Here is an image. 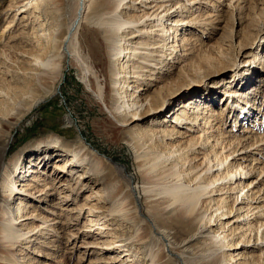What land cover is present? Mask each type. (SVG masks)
I'll list each match as a JSON object with an SVG mask.
<instances>
[{
  "label": "bare ground",
  "instance_id": "1",
  "mask_svg": "<svg viewBox=\"0 0 264 264\" xmlns=\"http://www.w3.org/2000/svg\"><path fill=\"white\" fill-rule=\"evenodd\" d=\"M57 1L29 0L22 6L17 5L18 11L4 27L0 38L5 35L17 14L28 11V8L24 9L26 5H34L35 9L47 13L54 4L56 6ZM238 1L240 0H235V3ZM1 2L2 0L0 4ZM198 3L201 4V0H75V9L61 43H57L60 31L58 25L48 30H38L41 33L37 32L36 37L39 38L36 42L41 47L40 51L25 61L28 65H19L9 78H0V125L6 121L11 109L20 105L25 97H32L34 90L31 83L36 81L42 84L45 77L60 64V56L63 55L69 60L81 56L77 34L85 14L92 7L95 21L102 27L106 54L111 59L115 58V64L110 70L114 75L118 72L121 77L115 93L119 103H113L114 118L123 127L131 125L128 140H132L133 148L143 157L142 163L146 166V172L156 179L153 178L154 185L147 191L158 197L160 214L164 215L161 219L163 223L153 219V215L149 217L159 234V240L164 241V244L166 241L170 242L182 253H192L195 245L192 242L195 239L200 240V233L208 231L205 238L208 241H204L202 248L203 264H221L224 256L228 264H264V195H260L264 189V162L258 157L262 153L257 152L258 156L252 153L258 148V143H263L260 149H264V132L261 130L263 135L260 136L249 126L253 120V103L258 99L256 88L253 85L250 87L253 79L249 75L252 72V75L259 74L257 67L264 63V55L261 59L258 58L259 52L254 54L255 49H259L256 36L248 47V39L244 40L245 43L240 41L236 58L232 57L230 60L224 51L220 58L225 61L215 58L209 49L201 50L194 42L195 29L192 28L195 23L201 22L200 28H203L204 33L209 22L202 18L201 5L194 7ZM193 8L194 11L191 10ZM245 8V5L239 6V13H243ZM183 11L190 13L184 14L187 16L184 17ZM23 17L26 21V15ZM246 49L251 51L241 60ZM27 54L23 53L26 57ZM81 62L85 63L82 59ZM177 63H180V69L190 77L187 84L181 79V71L175 73ZM220 63L222 66H219ZM227 70L232 71L235 78L239 73L244 75L243 80L246 77L247 81L246 86L228 85L234 89L225 90L230 105L228 114L230 113L229 117L232 119L235 118L234 126L241 121L244 123L241 124L244 129L240 133L217 127V124L220 126L224 121L227 122L229 117L228 114L221 117L208 99H185L183 95L185 90L199 85L212 91L214 87H218L219 78ZM28 72L34 74L33 79L27 80ZM83 78L89 85L88 74L84 73ZM151 86L155 87L153 93L150 91ZM180 87H185V90L180 91ZM98 94L101 99L105 94L100 83ZM121 94H125L122 100ZM176 98L180 99L179 106L171 108V118L160 117L165 105ZM40 100L29 103L30 108ZM183 101L186 102L182 103ZM263 108L264 101L260 103L259 110ZM156 115L159 116L150 122L144 121ZM22 118L23 116L13 122L8 119L6 122L13 128ZM252 132H257L259 136ZM252 137L255 139L253 142L249 140ZM44 142L46 145H42ZM39 144L45 149L42 152L45 153L46 160L39 157L41 160L38 162L44 165V169L39 164L33 168L34 162H29L28 165H31L26 166L20 154L13 158H4V143L0 145V195L15 203L11 208L3 203L0 207V264H30L28 260L19 261L18 253L14 249L19 245H25L29 249L30 242L34 239L40 240L46 234L59 236V228L54 223L61 224L60 228L64 229L71 223L70 209L49 197L63 195L69 200L71 190L81 191L87 186L85 180L89 177L87 173L90 170L80 169L87 160L86 156L75 152L65 158L60 157L54 162V171H46L52 156L49 152L55 148L59 150L63 146V140L50 136ZM140 149L142 150L139 151ZM248 151L251 153L249 157H245L243 154ZM256 161L263 163L258 170ZM91 170L94 171V168ZM29 171L37 174L28 178L26 175ZM103 195L104 192L93 190L87 198L99 202ZM110 197L114 207L105 209L125 218L127 209L119 193L111 192ZM29 198L48 205L51 201L52 206L62 211L55 212L50 207L46 211L56 215L52 218L42 216L34 212V209H29L34 207L28 201ZM129 200L131 199L128 198L126 202ZM136 202L134 199L135 206ZM128 206L131 207L130 204ZM102 208L104 207L90 206L89 213H95L93 218L88 219L90 225L98 230L97 234L117 230L111 226V220ZM137 210L139 208L136 206V215ZM233 211L235 214L231 215ZM39 218L41 222L35 224L34 221ZM179 232L182 233L178 235ZM67 233L70 236L73 234L71 231ZM34 235L37 236L33 237ZM236 239L245 244L242 251H231L235 250ZM40 241L41 245L48 244L46 240ZM117 241L106 244L109 247L113 245L112 249L122 248L119 252H125L123 257L127 256L126 259L133 256L129 261L139 259L137 248ZM219 242L221 246L216 248ZM149 255L150 264H164L154 253ZM237 256L244 260L238 263ZM145 263L142 260L141 264Z\"/></svg>",
  "mask_w": 264,
  "mask_h": 264
},
{
  "label": "rangeland",
  "instance_id": "2",
  "mask_svg": "<svg viewBox=\"0 0 264 264\" xmlns=\"http://www.w3.org/2000/svg\"><path fill=\"white\" fill-rule=\"evenodd\" d=\"M27 1L29 0H2L0 4V35L4 27L13 19L16 11H18L17 5L22 6ZM199 3L195 4L194 7L201 5L202 18L207 19L206 22H209L208 29L204 33L202 32L203 28H200L202 26L201 22L195 23V27L192 28V30L195 29L194 42L201 47V50H211L210 52L217 59L221 57V52L224 51L228 56V60H230L232 57L236 58L240 41L244 42V40L248 39V47L256 36L259 49L256 48L254 54L259 52L258 58L262 59V55H264V0H240L236 3L235 0H201V4ZM242 5H245L246 8L240 14L239 6ZM25 8H28V11L17 14L12 24L8 26V30L5 31V35L0 38V78H9L11 74L15 73L19 65H28L26 62L30 59V56L40 51L41 47L36 42L39 38L38 36L36 37L38 30H48L58 25L60 31L57 43H61L62 36L67 30L75 9V0H58L56 6L54 4L53 8H50L47 13L35 9L34 5H26ZM91 8L85 14L77 34L81 56L79 58L73 57L70 60L63 55L62 57L60 56L58 60L60 64L45 77L42 84L36 81L31 83L34 90L32 97H25V100H22L20 105L11 109L6 118V121L9 119L13 122L15 120L18 121L23 116L21 122L13 128L6 121L2 123V126L0 125V145L4 143V158L9 159L20 154L22 161L25 160L26 166L34 162V168L45 156V153H43L45 149L42 148L39 142L53 136L61 138L63 146L59 150L55 148L49 152L52 156L49 159L46 171H54V162L58 158H65L75 152L86 156L85 158L87 159L80 169H83L82 171H85L86 168L90 170L87 173L89 177L85 180L87 186L81 191L78 189L75 191L71 190L70 193L72 195L69 200L63 195L49 197L51 199L55 198L56 201L60 202V205H65V207L70 209L69 212L72 215L70 225L64 229L60 228L61 224L54 223L59 228V236L52 237V233L50 235L46 234L41 239L46 240L48 244L41 245V243L39 244L41 239H34L30 242L31 246L29 249H26L25 245H19L14 249V252L18 253L19 261L28 260L29 262H27L30 264H141L142 260L146 262L145 264H150V253H154L164 264H203L204 258L202 254L204 251L202 253V248L205 242L208 241L205 239L208 231H206L207 233H202L203 235L200 233V240L195 239L196 241L192 242L193 245H196H194L192 253H182L170 242L166 241V244H164V241L159 240V234H157L149 220V217L153 215V219L163 223L161 219L164 215L161 216L160 214L158 197L147 191L148 188L154 185L156 179L153 175L146 172V166H143L142 163L143 157L139 156V153L133 148L132 140H128L130 139L129 128H131V125L123 127L114 118L113 103H119L118 96H115V93L118 84L120 85L121 83V77L118 72L114 75L110 70L115 64V58L111 59L106 54L104 38L101 33L102 27L95 21ZM191 10L194 11L195 8ZM189 13L183 11V15H188ZM24 15L27 17L26 21H24ZM185 15L184 17H187ZM40 33L39 31L38 34ZM45 41L44 44L46 45ZM262 49L263 51H261ZM250 51V49H246L240 59L242 60ZM23 53H28L29 57L24 56ZM81 59L86 64H82ZM237 59L239 60V58ZM220 60L224 59L220 58ZM177 65L175 73L178 74L181 71L179 73L181 79L187 84L190 81V77L180 69V63H177ZM219 66H222L221 63ZM260 66L257 67L259 74L252 75L253 72L251 71L252 73L249 75L253 79L250 87L253 85L258 93V99L253 103L252 108L254 110L252 114L253 120L249 123V126L261 136L264 132V108L260 111L259 107L260 103L264 101V63L262 62ZM84 73L88 74L89 85L83 78ZM232 75V71H225L219 78L218 87H214L212 91H208L209 89L207 90L206 86L200 85L187 91L184 89L185 87H180V91H186L183 94L185 99L187 97L208 99V102L215 108L216 112L223 117V114L225 116L228 114V106H230L225 90L234 89V87H228V85L235 86L237 84V87H240L247 82L246 77L243 80L244 75L240 73L237 78ZM27 77V80L33 79L34 74L30 72ZM133 78L131 77V79ZM99 83L104 87L105 94L102 99L98 94ZM154 89L155 87L151 86V93H153ZM206 94L207 97H205ZM124 95L121 94V100ZM211 97L213 100L210 101ZM36 99L41 100L30 108L29 103ZM179 100L176 98L169 101L165 105L163 113L159 114L160 117L170 119L173 113L171 108H177ZM185 102L183 101L182 103ZM159 115L149 117L144 121L148 120L150 122ZM229 115L230 113L227 117ZM234 119V117L233 119L229 117L227 122L224 121L220 126L217 124V127L220 129L223 127V130H231L234 133L242 132L240 130L244 129L242 127L244 123L241 121L234 126ZM257 132L252 133L256 136L258 135ZM249 140L253 142L255 139L252 137ZM258 144V148L252 153L254 155L257 154V156V152L262 153L258 157L264 162V149H260L263 143ZM42 145H46V142ZM250 153L248 151L243 155L249 157ZM43 159L46 160L45 157ZM200 160L202 161L203 159ZM200 160L199 162H201ZM261 161H256L258 162L256 163L257 170L263 164ZM29 162L31 163L28 165ZM42 165L39 164L40 168ZM42 168L44 169V165ZM91 168H94V171ZM27 173H29L26 175L28 178L33 174H37L30 171ZM261 187H263V184ZM93 190L104 192V195L100 197L101 201L97 202L95 199L89 200L87 198ZM111 192L113 194L119 193L120 198L125 202L126 217L128 218L105 209L114 207L113 200L110 197ZM263 192L264 189L260 195H264ZM128 198L132 201L126 202ZM134 199L137 201V208H139V211L137 210L138 215H136ZM28 201L34 206L29 207V209H34V212L42 216L52 218L56 215L46 211L50 207L55 212L60 213L62 211L56 206H52L51 201L49 205L30 198ZM2 203L7 207L10 206V208L12 204L13 206L15 204L13 200L3 199L0 195V207ZM129 204L131 205L130 208ZM93 205L104 207L102 208L106 210L104 214L107 215V218H110L111 226L117 228V230H109L108 233L97 234L98 230H94V226L92 227L88 220L93 218V214H95L89 213V208ZM128 209L130 212H128ZM234 211L231 215L235 214ZM90 215L92 216L90 217ZM38 220L34 221V223L38 224L41 222L40 218ZM69 231H71V234L73 233L72 236L68 235L67 232ZM181 233L179 232L178 235ZM36 236L34 235L33 237ZM115 240L137 248L140 253L139 259L137 261H129L133 259V256L126 259L127 256L123 257L125 252H119L122 248L112 249L113 245L109 247L106 244ZM236 240L235 250L232 249L231 251H242V247L245 244L238 242V239ZM251 243L253 244V242ZM26 244L28 245L29 243ZM220 244L219 242L216 248H219ZM36 246H38L36 250H33ZM201 258H203L202 261ZM236 259L238 263L244 260V258L240 259V256H237ZM221 262V264H228L226 256L222 257Z\"/></svg>",
  "mask_w": 264,
  "mask_h": 264
}]
</instances>
